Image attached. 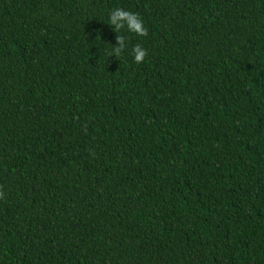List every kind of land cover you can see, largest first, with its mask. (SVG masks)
I'll return each instance as SVG.
<instances>
[{"label":"trees","instance_id":"16d2710c","mask_svg":"<svg viewBox=\"0 0 264 264\" xmlns=\"http://www.w3.org/2000/svg\"><path fill=\"white\" fill-rule=\"evenodd\" d=\"M0 190V264H264V0H0Z\"/></svg>","mask_w":264,"mask_h":264},{"label":"clouds","instance_id":"9594fccd","mask_svg":"<svg viewBox=\"0 0 264 264\" xmlns=\"http://www.w3.org/2000/svg\"><path fill=\"white\" fill-rule=\"evenodd\" d=\"M115 32H119L126 29L129 32L135 33L140 37H146L148 30L144 26L142 19L138 14L130 11H126L121 8L114 9L110 14V24ZM116 41L118 46H112L114 57H119L127 47L126 37L123 35H116ZM134 55V61L140 64L147 56V51L137 44L132 49ZM4 198V193L0 190V199Z\"/></svg>","mask_w":264,"mask_h":264}]
</instances>
